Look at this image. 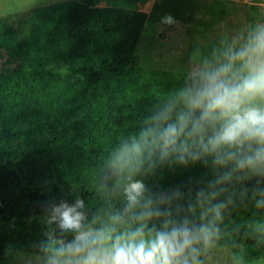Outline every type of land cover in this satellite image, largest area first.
<instances>
[{
    "label": "trees",
    "instance_id": "1",
    "mask_svg": "<svg viewBox=\"0 0 264 264\" xmlns=\"http://www.w3.org/2000/svg\"><path fill=\"white\" fill-rule=\"evenodd\" d=\"M11 17L0 15V55L5 58L0 67V264H11L18 252L35 253L33 246L46 239L45 202L73 203L80 196L86 222L94 216L106 222L108 214L122 212L127 179L114 166L119 149L139 139L151 126L149 118L192 82L191 76L183 87L165 84L146 91L138 78L125 77L147 24L145 11L62 0L31 9L18 26ZM59 64L67 68L63 76L51 68ZM145 96L157 100L150 103ZM180 111L187 114L188 109L178 105L170 122ZM214 157L160 164L134 178L146 186L144 199L169 209L173 219L187 217L219 228L215 243L238 264L264 260V206L256 207L264 200V169L235 171L229 181L217 184L234 162L219 166ZM201 191L206 198L197 205ZM212 192L219 195L211 198ZM160 195L170 203H155ZM220 203L226 204L221 219L211 212L201 219ZM165 218L153 217L148 225L159 229ZM128 223L136 226L130 218Z\"/></svg>",
    "mask_w": 264,
    "mask_h": 264
},
{
    "label": "clouds",
    "instance_id": "2",
    "mask_svg": "<svg viewBox=\"0 0 264 264\" xmlns=\"http://www.w3.org/2000/svg\"><path fill=\"white\" fill-rule=\"evenodd\" d=\"M161 22L171 25L175 20L166 15ZM180 104L188 109L187 114L180 111L175 122H170L173 110ZM149 121L151 126L141 131L139 139L133 137L130 143H124L115 157L117 173L126 174L127 179L123 211L108 214L106 222H101L99 216L86 222L80 196L73 203H43L48 231L44 234L46 239L33 246L35 253L27 258L29 261L204 264L201 256L219 239V228L211 223L197 225L187 217L173 219L169 209L162 211L153 207V199H144L146 186L134 177L160 164L186 165L209 154H215V165L234 162L232 171L220 177L217 184L229 181L235 171L264 169V25L253 29L241 47L229 46L219 55L214 54L213 61L205 59L201 66L193 68L191 86L180 90ZM225 148L229 151H223ZM217 195L218 192L209 194L211 198ZM202 198H206L205 193L198 192L197 205L203 204ZM155 203L169 204L170 198L160 195ZM262 206L264 200L258 201L256 207ZM225 207V203L216 204L206 209L201 219L208 212L221 219ZM189 211L195 213V206L189 205ZM161 216L166 218L159 229L155 225L149 227L148 221ZM128 218L136 223L135 227L128 223ZM53 224L56 228H52Z\"/></svg>",
    "mask_w": 264,
    "mask_h": 264
},
{
    "label": "rangeland",
    "instance_id": "3",
    "mask_svg": "<svg viewBox=\"0 0 264 264\" xmlns=\"http://www.w3.org/2000/svg\"><path fill=\"white\" fill-rule=\"evenodd\" d=\"M62 0H0V15L11 14L18 26L31 9ZM100 6H118L145 11L147 24L135 48L125 77L138 78L146 91L157 85H187L192 70L205 59L213 61L229 46L241 47L250 33L264 25V0H95ZM171 15L175 23L163 24ZM5 58L0 55V67ZM63 76L67 68L53 65ZM56 79L55 77H52ZM98 100V93H95ZM153 103L157 99L145 96ZM197 113L200 115L199 110ZM121 126L123 124H120ZM246 171V170H245ZM34 253L18 252L11 264H36L27 258ZM204 264H238L232 253L214 242L203 254ZM248 264H264V260Z\"/></svg>",
    "mask_w": 264,
    "mask_h": 264
}]
</instances>
